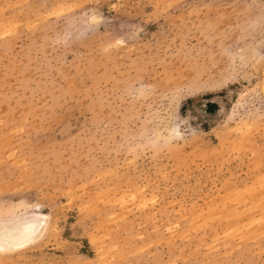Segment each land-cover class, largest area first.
Here are the masks:
<instances>
[{"label":"rangeland","instance_id":"rangeland-1","mask_svg":"<svg viewBox=\"0 0 264 264\" xmlns=\"http://www.w3.org/2000/svg\"><path fill=\"white\" fill-rule=\"evenodd\" d=\"M262 6L0 0V197L52 216L0 264H264V69L217 86Z\"/></svg>","mask_w":264,"mask_h":264},{"label":"snow or ice","instance_id":"snow-or-ice-1","mask_svg":"<svg viewBox=\"0 0 264 264\" xmlns=\"http://www.w3.org/2000/svg\"><path fill=\"white\" fill-rule=\"evenodd\" d=\"M114 7V5H113ZM105 23L102 15L94 13L88 23V31L96 34L99 26ZM241 28V39L252 40V43H246L245 47L239 52H234L230 48L225 47L223 40L220 44L221 55L228 57L230 64L226 75L217 83V86H223L229 82L235 81L239 77L249 78L248 70L261 68L264 69V6H262L261 15L255 23L246 25H238ZM259 33V40H256V33ZM70 39L69 35H65L64 42ZM123 40H117L116 44H123ZM246 53V55L244 54ZM261 84L264 87V74L260 77ZM141 95L144 94L145 88L142 85L139 90ZM178 100L174 99L172 107L169 108L165 116V120L171 130V135L161 136L156 134L153 143H158L160 139L168 144L176 139H184L181 133L180 125L187 124V120H183L179 113ZM235 112V109H233ZM264 119V117H262ZM191 136L195 137V131H189ZM48 205L44 204L39 198L35 201L20 199L17 202L0 197V255L12 254L27 249L37 241L43 240L50 231L52 216L44 214V209ZM171 231V229H169ZM74 264H97V261L88 260L84 257H77Z\"/></svg>","mask_w":264,"mask_h":264},{"label":"clouds","instance_id":"clouds-1","mask_svg":"<svg viewBox=\"0 0 264 264\" xmlns=\"http://www.w3.org/2000/svg\"><path fill=\"white\" fill-rule=\"evenodd\" d=\"M89 33H90V31H88V24H85L84 25V30L81 32V37H83L84 35L89 34ZM129 39L134 41L136 39V33H134V32L130 33L129 34ZM129 94L133 95V93L131 91H129ZM165 146H167V145H165ZM157 147H159V145H157Z\"/></svg>","mask_w":264,"mask_h":264}]
</instances>
